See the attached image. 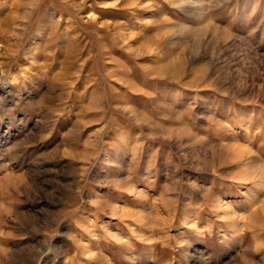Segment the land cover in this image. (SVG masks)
Listing matches in <instances>:
<instances>
[{"label": "rangeland", "instance_id": "rangeland-1", "mask_svg": "<svg viewBox=\"0 0 264 264\" xmlns=\"http://www.w3.org/2000/svg\"><path fill=\"white\" fill-rule=\"evenodd\" d=\"M0 264H264V0H0Z\"/></svg>", "mask_w": 264, "mask_h": 264}]
</instances>
